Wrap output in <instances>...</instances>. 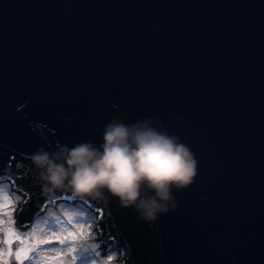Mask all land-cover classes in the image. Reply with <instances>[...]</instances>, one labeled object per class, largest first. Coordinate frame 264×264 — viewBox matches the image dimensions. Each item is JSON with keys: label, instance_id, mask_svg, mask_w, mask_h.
<instances>
[{"label": "water", "instance_id": "1", "mask_svg": "<svg viewBox=\"0 0 264 264\" xmlns=\"http://www.w3.org/2000/svg\"><path fill=\"white\" fill-rule=\"evenodd\" d=\"M113 117L159 121L197 174L150 224L84 200L104 209L103 250L122 264H264V0H0V183L26 196L19 227L73 200L42 195L30 155L98 144Z\"/></svg>", "mask_w": 264, "mask_h": 264}, {"label": "clouds", "instance_id": "2", "mask_svg": "<svg viewBox=\"0 0 264 264\" xmlns=\"http://www.w3.org/2000/svg\"><path fill=\"white\" fill-rule=\"evenodd\" d=\"M30 160L49 199L57 191L76 200L111 198L149 224L176 208L173 190L191 185L197 174L190 148L153 117L133 122L113 117L98 144L80 141L52 151L40 147Z\"/></svg>", "mask_w": 264, "mask_h": 264}, {"label": "rangeland", "instance_id": "3", "mask_svg": "<svg viewBox=\"0 0 264 264\" xmlns=\"http://www.w3.org/2000/svg\"><path fill=\"white\" fill-rule=\"evenodd\" d=\"M2 183L8 185V182ZM15 194L21 198L20 201L16 199ZM22 201L23 195L14 192L13 185L11 188H0V251L5 253L6 264L11 263L12 256L15 264H92L93 261L95 264H115L118 254L121 258L120 253L113 249V244L106 245L103 250L102 242L99 239L93 240L92 233L97 231L98 221V214L94 210L97 215L94 226L84 218L76 221L71 217L63 219L53 214L48 220H44L43 224L33 222L29 227L22 228L17 225L15 218ZM85 224L89 227L87 231ZM7 240H11L10 245L6 243ZM9 247L13 250V255L7 254ZM18 247L32 250L29 256L20 262H17L14 256ZM109 255L113 256L114 260H108Z\"/></svg>", "mask_w": 264, "mask_h": 264}, {"label": "bare ground", "instance_id": "4", "mask_svg": "<svg viewBox=\"0 0 264 264\" xmlns=\"http://www.w3.org/2000/svg\"><path fill=\"white\" fill-rule=\"evenodd\" d=\"M2 182H8V185H2ZM11 185H13L12 182H10V180L7 181H1L0 183V188H11ZM13 190L14 192H18L20 194H22L20 191L15 190L14 185H13ZM24 197V201L26 200V196L24 194H22ZM15 197L18 201H20V197L17 196V194H15ZM23 203V201H22ZM22 203L20 204L19 210L22 209ZM19 212V211H18ZM18 212L16 214V219L18 218ZM78 213H81L82 215H78ZM53 214H57V216L59 215L61 218L64 219V217H71L73 220L80 221V219H85L87 222L92 223V226H94V224L97 221V215L96 213H94V211L84 202V200H76L73 199L72 201H68V200H60L58 202H56L54 205H47L46 208L43 210V212L41 214H39L34 220L33 222H37L38 224H43L44 220H48ZM33 224V223H32ZM31 224V225H32ZM29 227V226H28ZM85 229L86 231L89 230L88 224H85ZM98 230H94L92 233V238L95 241H99L100 240V235L98 238ZM99 239V240H98ZM58 241H56L55 243L57 244ZM51 248V247H46V249ZM113 249L115 251H118L121 255L122 258V251L121 250H117L115 248V246L113 247ZM117 257L119 258V254L117 255ZM116 259L115 264H122L123 262L121 261V258Z\"/></svg>", "mask_w": 264, "mask_h": 264}, {"label": "snow or ice", "instance_id": "5", "mask_svg": "<svg viewBox=\"0 0 264 264\" xmlns=\"http://www.w3.org/2000/svg\"><path fill=\"white\" fill-rule=\"evenodd\" d=\"M19 167V165H17ZM95 211L97 213H99V219L103 220L104 218V209L103 208H100V207H97L95 209ZM109 215H111V213L109 212ZM97 227L99 228V225H97ZM71 235V233L69 234ZM109 240H113L114 238L112 236H109L108 237ZM7 244H11V240H7L6 241ZM61 243H63V241H61ZM74 249H70V251H73ZM32 250L29 249V248H23V247H18L15 249L14 251V256H15V260L17 262H20V261H23L24 259H26L30 252ZM8 255H13V250L11 249V247H9L8 249ZM4 256H5V253L3 251H0V264H6V261L4 260ZM113 256L109 255L107 257L108 260H111ZM92 264H95V261L92 262Z\"/></svg>", "mask_w": 264, "mask_h": 264}]
</instances>
